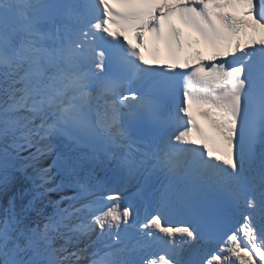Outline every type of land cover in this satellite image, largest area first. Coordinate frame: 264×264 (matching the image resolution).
<instances>
[{
    "label": "snow or ice",
    "instance_id": "1",
    "mask_svg": "<svg viewBox=\"0 0 264 264\" xmlns=\"http://www.w3.org/2000/svg\"><path fill=\"white\" fill-rule=\"evenodd\" d=\"M118 2L0 0V264H202L212 240L203 264H264V0ZM145 30L176 63L145 60ZM201 41L213 62L180 64Z\"/></svg>",
    "mask_w": 264,
    "mask_h": 264
},
{
    "label": "bare ground",
    "instance_id": "2",
    "mask_svg": "<svg viewBox=\"0 0 264 264\" xmlns=\"http://www.w3.org/2000/svg\"><path fill=\"white\" fill-rule=\"evenodd\" d=\"M60 142H61V140H59V139L54 140V143H60ZM63 143L67 144L64 141H63ZM75 152L87 153L88 149L82 148L81 150L75 151ZM104 169H105V166L102 164H93V163H88L87 161H85L84 162V169H83L82 173L80 174V179L83 180L85 174L88 171H94L97 178L107 180L110 174L106 176ZM59 181H60V178L57 176V183ZM112 188L116 189L118 191H121L123 193V196L125 198L126 203L131 202L133 204L140 205L141 202L134 195L137 191V188H138V184L135 180L128 182L124 178H120L117 183L113 184ZM75 193H76V189L72 186H68V187L61 189L59 192L54 191V192L47 193L46 198L49 197L50 201H60L61 196L71 197V196L75 195ZM2 204H3V201L1 202L0 205H2ZM65 205H66V207L68 206L67 201H65ZM77 206H79V205H77ZM53 208H54V206L49 203L47 210H46V211H48V214L54 213L55 208L54 209ZM139 213H140L141 219H143V217L145 215V207L144 206L139 207ZM233 219H234L233 231H235L236 228L239 226L240 222L242 221L243 217L240 214V212H236L235 215L233 216ZM94 250H95L94 248L89 249V252L94 251ZM218 250H219V245H216L213 243H208V244L203 243L201 246L200 253H199L200 258L202 260V264H203L204 258L209 257L211 254L217 252Z\"/></svg>",
    "mask_w": 264,
    "mask_h": 264
},
{
    "label": "rangeland",
    "instance_id": "3",
    "mask_svg": "<svg viewBox=\"0 0 264 264\" xmlns=\"http://www.w3.org/2000/svg\"><path fill=\"white\" fill-rule=\"evenodd\" d=\"M2 201H3L2 198H0V204H1ZM49 201H50L49 197H47L46 199L43 200V206H46V210H47V207L49 205V203H48ZM46 212L48 213V211H46ZM258 264H259V262H258Z\"/></svg>",
    "mask_w": 264,
    "mask_h": 264
}]
</instances>
